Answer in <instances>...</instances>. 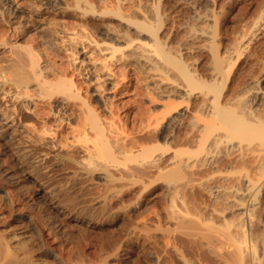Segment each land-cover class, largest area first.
<instances>
[{"label":"rangeland","instance_id":"374dc122","mask_svg":"<svg viewBox=\"0 0 264 264\" xmlns=\"http://www.w3.org/2000/svg\"><path fill=\"white\" fill-rule=\"evenodd\" d=\"M22 1L24 4L18 5L0 0L3 10L0 11V24L7 26L13 23V26H17L22 22H29L30 41L34 47L37 46L36 50L51 64L65 66L69 73L74 65L78 70L87 67L84 76L93 68V55L83 52V38L79 37V42L78 36L72 32L98 38V32L106 30L108 26L121 25L127 28L126 23H121L112 15L97 16L95 19L89 17L85 21L82 15L80 18L77 9L71 7L72 0H58L49 5L42 0ZM131 1L129 4L133 5L125 7L124 13L160 27L161 32L169 19L167 6L173 0ZM190 2H196L192 3L196 9H181L172 13L178 28L174 30L173 41L168 44L169 51L176 54L187 49L189 55L184 57V61L196 64L200 72L208 73L212 53L216 54L218 49L222 53L227 47L228 58L225 65L235 63L234 69L241 71L243 64L251 62L248 72L243 69L236 79L252 75L264 90V0H216V6L212 9L217 20L215 23L200 20L199 14L206 13L207 9L198 6L196 0ZM158 9L162 17L160 22L157 19ZM69 24L73 27L72 32L66 29ZM93 25H98L99 29H95ZM189 26L214 29L216 38L212 41H193L189 36ZM129 33L132 36L136 34L132 28H129ZM199 44L212 47L200 52L197 50ZM131 51L132 47H129L127 53ZM152 55L153 58L159 57L155 51ZM163 72L160 71L161 74ZM145 84L154 87L151 80ZM8 89L9 86H5L0 92V211L8 215V223L14 225L15 231H24L21 237H17L18 245L20 244V248L25 247L24 249L33 248L40 264H57L54 257L41 251L42 244L51 247L56 256L62 257L67 252L75 254L76 251L78 254L84 253H80L83 260L91 262L94 259L97 263L96 259H99L102 249L110 248L112 239L119 236L117 234L123 237L125 257L113 264H152L154 253L161 257L162 264H240L239 258H231L234 254L231 256L230 252L242 244L244 234L247 243L254 247L252 255L246 254L244 257V263L264 264V210L260 212L255 208L251 215L244 212L241 208L243 205H240L242 194L234 187L225 189L222 196H219L218 178L214 177L213 181H209L199 167L184 168L181 174L170 170L158 178L153 177L154 179L104 177L107 172L119 177L121 174H130L131 171L146 170L141 163L143 158H89L84 152L73 150L72 144L75 141L71 126L65 125L66 120L62 121L55 113L51 114L47 125H51L53 129L59 128L58 132H50L45 142L38 141L35 135L20 131L12 122L2 118L4 112H17L14 102L22 104L12 99L14 97L7 92ZM257 95L261 93L258 91ZM179 100L181 101L178 97L176 102ZM25 102L33 106L32 101L27 99ZM60 124L65 125L63 130H60ZM167 124L169 128L171 123ZM259 140V136L235 138L236 142H242L245 155L250 153L252 146ZM39 156L44 157L41 164L36 162ZM88 168H95L93 174L87 173ZM228 169L230 171L222 173L226 176H223L227 179L225 181L236 185L241 181L245 182L246 168L237 166L233 169L227 167ZM29 171L46 181L56 207L42 201L37 185L35 187L28 180L30 176L26 173ZM211 186H214L213 191ZM253 204L255 206L254 202ZM15 213L30 216L35 229H31L23 221L12 219L10 215ZM216 230L222 236L224 234L221 241L214 234ZM225 233H229L230 237L225 238L228 236ZM61 234L66 235L63 237ZM105 241L108 245L103 247ZM135 260H138L137 263Z\"/></svg>","mask_w":264,"mask_h":264},{"label":"bare ground","instance_id":"6f19581e","mask_svg":"<svg viewBox=\"0 0 264 264\" xmlns=\"http://www.w3.org/2000/svg\"><path fill=\"white\" fill-rule=\"evenodd\" d=\"M9 1L18 5L24 4L22 0ZM42 1L49 5L58 0ZM190 1L169 2V19L160 32V27L124 13V8L130 5V0H72L71 7L77 9L80 18L84 17L85 21L89 20V17L112 15L127 25V28L121 25L108 26L106 30L98 32V38H95L72 32L73 27L69 24L66 29L72 30V34L78 36V41L83 38V52L93 55L94 69H89L85 76L84 70L87 67L78 70L74 65L69 73L65 66H56L44 59L36 50L37 46L34 47L30 41L29 22H22L17 26H13V23L7 26L0 24V92L5 86H9L7 92L14 97L12 99L22 103L17 105L14 102L13 106L17 107V112L8 113L9 115L4 112L2 118L12 122L20 131H27L35 135L38 141L45 142L50 132H58L59 128L53 129L51 125H47L51 114H58L62 121L66 120L65 125L71 126L70 130L76 142L72 144L73 150L84 152L89 158H143L141 163L146 170L131 171L130 174H121L119 177L107 172L104 177L144 180L146 177L158 178L170 170L181 174L184 168L199 167L209 181H213L214 177L218 178L219 196H222L221 193L225 189L234 187L242 194L239 201L244 212L251 215L255 208L262 212L264 90L252 75L245 79H236L243 69L248 72L251 62L243 64L241 71L234 69L235 63L225 65L228 58L227 47L222 53H219V49L216 54L212 53L211 62L207 67L208 73L200 72L196 64L184 61V57L189 55L187 49L176 54L169 51L168 44L173 41L174 30L178 28L172 13L181 9H196L193 5L196 2L192 4ZM196 1L198 6L207 9L206 13L199 14V19L215 23L217 20L213 8L216 6V0ZM208 10H211L210 13ZM0 11H3L1 7ZM76 15L78 16L77 12ZM157 19L159 22L162 20L159 9ZM93 26L99 29L98 25ZM129 28L134 29V36L129 33ZM188 32L193 41H212L216 38L214 29L189 26ZM129 47H132V53H127ZM211 47L199 44L197 50L204 52ZM151 51H155L159 57L153 58ZM238 55L241 56L240 53ZM160 71H164L163 74ZM149 80L153 81L154 87L145 84ZM258 91L261 95H257ZM178 97L180 102H176ZM27 99L32 101L33 106L26 104ZM168 122L171 123L169 128ZM65 125L60 124V130H63ZM250 136H259L260 140L252 146L250 153L245 155L242 142H236L235 138ZM43 160L44 157L39 156L36 162L41 164ZM237 166L247 169L245 182L241 181L236 185L225 181L226 176L222 173L230 171L227 167L233 169ZM94 171L95 168L87 169L88 174H93ZM26 174L30 176L28 180L34 183V186L37 185L42 201L56 207V201L47 188L46 181L34 172L29 171ZM213 187L211 186V190ZM10 216L35 229L27 214L15 213ZM13 226L8 223V215L0 211V264H40L38 258H35L33 248H20L17 237H21L24 231H15ZM216 231L214 232L217 234L213 233L217 239H224V234L222 236L219 230ZM225 234H228L225 238L230 237L229 233ZM117 235L119 236L112 239L110 248L101 247L103 251L99 252V259L95 258L97 263L94 259L90 260L91 262L83 260L81 255L84 253L80 252L82 250H78L81 255L75 251V254L67 252L59 257L51 247L42 244L41 251L54 257L57 264H113L125 257L123 237L121 234ZM244 237L242 244L234 247V252H230L231 256L234 254L231 258H239L240 264H245L246 254L252 255L254 252L253 245L247 243L246 234ZM104 244L103 247L107 242ZM94 255L96 257L98 252ZM154 255L152 264H162L161 257ZM136 261L138 260H135V263Z\"/></svg>","mask_w":264,"mask_h":264}]
</instances>
